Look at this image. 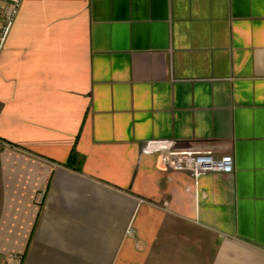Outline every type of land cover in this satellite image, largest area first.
I'll list each match as a JSON object with an SVG mask.
<instances>
[{"label":"crops","instance_id":"obj_1","mask_svg":"<svg viewBox=\"0 0 264 264\" xmlns=\"http://www.w3.org/2000/svg\"><path fill=\"white\" fill-rule=\"evenodd\" d=\"M167 149L235 172L195 180ZM0 264H264V0H23Z\"/></svg>","mask_w":264,"mask_h":264},{"label":"built area","instance_id":"obj_2","mask_svg":"<svg viewBox=\"0 0 264 264\" xmlns=\"http://www.w3.org/2000/svg\"><path fill=\"white\" fill-rule=\"evenodd\" d=\"M22 1L0 0V51L16 21ZM162 159L167 170L187 173L195 180L210 173L232 175L235 172V159L232 155L218 156L210 149H167L162 153Z\"/></svg>","mask_w":264,"mask_h":264}]
</instances>
